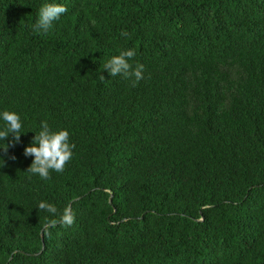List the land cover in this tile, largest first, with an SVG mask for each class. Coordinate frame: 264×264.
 I'll list each match as a JSON object with an SVG mask.
<instances>
[{
    "label": "trees",
    "instance_id": "obj_1",
    "mask_svg": "<svg viewBox=\"0 0 264 264\" xmlns=\"http://www.w3.org/2000/svg\"><path fill=\"white\" fill-rule=\"evenodd\" d=\"M42 2L0 0L25 131L0 149V264H264V0H57L37 34ZM128 48L135 84L103 69ZM42 119L75 146L48 179L23 154Z\"/></svg>",
    "mask_w": 264,
    "mask_h": 264
},
{
    "label": "clouds",
    "instance_id": "obj_2",
    "mask_svg": "<svg viewBox=\"0 0 264 264\" xmlns=\"http://www.w3.org/2000/svg\"><path fill=\"white\" fill-rule=\"evenodd\" d=\"M68 11L63 3L57 0H43L37 9L35 23L32 25L33 32L46 34L58 22L62 15ZM121 36H127L126 32H121ZM136 55L132 48L119 50L118 54L111 55L104 63L105 69L111 77L122 75L132 77L133 84L143 78L144 65L142 63H130ZM101 78L104 77L101 75ZM22 130L20 115L14 110L0 109V149L5 153L13 143H19ZM69 131L65 128H52L47 120H40L39 131L35 132L31 142L25 145L23 154L31 156V163L25 172L38 176L41 179H48L50 171L63 172L66 163L72 158L75 147L69 140ZM11 137L7 143L5 139ZM11 159H15L14 156ZM4 158L0 155V166H3ZM37 209L44 210L53 217L58 215L59 223L71 225L74 214L70 205H65L58 212L57 207L49 202L41 201L36 205Z\"/></svg>",
    "mask_w": 264,
    "mask_h": 264
}]
</instances>
